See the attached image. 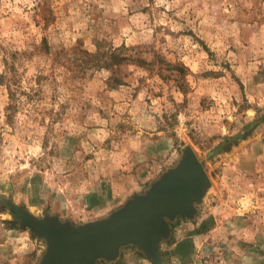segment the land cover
<instances>
[{"label":"rangeland","instance_id":"rangeland-1","mask_svg":"<svg viewBox=\"0 0 264 264\" xmlns=\"http://www.w3.org/2000/svg\"><path fill=\"white\" fill-rule=\"evenodd\" d=\"M4 73L0 264L46 252L26 219L98 221L87 195L111 186L125 204L186 148L209 184L170 232L211 230L215 264H238L240 241L259 237L245 260L264 264V0H0Z\"/></svg>","mask_w":264,"mask_h":264},{"label":"water","instance_id":"water-1","mask_svg":"<svg viewBox=\"0 0 264 264\" xmlns=\"http://www.w3.org/2000/svg\"><path fill=\"white\" fill-rule=\"evenodd\" d=\"M208 184L204 165L186 148L175 169L98 221L74 229L55 219L18 221L28 223L46 240L47 249L38 264H94L100 257L113 256L126 244L136 245L156 260L159 240L170 235L167 220L192 219L194 203L205 196Z\"/></svg>","mask_w":264,"mask_h":264},{"label":"crops","instance_id":"crops-1","mask_svg":"<svg viewBox=\"0 0 264 264\" xmlns=\"http://www.w3.org/2000/svg\"><path fill=\"white\" fill-rule=\"evenodd\" d=\"M125 198L126 194L124 192L117 191L111 186L107 189L101 186L100 189L87 195L86 202L88 208L94 213L100 216H107L113 210L120 208L124 204L123 200ZM182 224L170 232L171 236L159 240L158 249L160 254L156 260L136 245L126 244L120 246L117 253L113 256L109 258L100 257L95 260L94 264H215V261L213 262L214 258H209L208 254H206L209 251L207 247L209 243L204 246V242L209 239L211 230L201 232L203 230L199 225L200 223L193 225V223L186 222ZM189 229L194 230L192 234L187 232ZM229 240L228 238L227 241ZM258 240L260 241L259 237L240 241V244L245 245L241 246L239 244L240 246H238V264H246V255L251 252H254V255L261 254L260 247H256ZM211 245L213 246L214 244Z\"/></svg>","mask_w":264,"mask_h":264},{"label":"trees","instance_id":"trees-1","mask_svg":"<svg viewBox=\"0 0 264 264\" xmlns=\"http://www.w3.org/2000/svg\"><path fill=\"white\" fill-rule=\"evenodd\" d=\"M122 49H125V47H123ZM111 60H112V62L109 64H111L112 66H117V65L122 64L126 60V56L123 57L121 54L118 53V54L112 55ZM104 62H106V61L104 60ZM139 62H141V60H139ZM5 81H6V73H4V75L3 74L0 75V84H2V83L6 84ZM10 95H11V93H10ZM247 128L248 127H245L244 131H247L248 130ZM242 136H243L242 134H238L237 136H230V137L224 138V140H222V142L218 145L217 149L222 148L223 145L224 146H226L228 144L234 145L236 140H238L239 138H242ZM5 222L8 225L13 224L12 221H5Z\"/></svg>","mask_w":264,"mask_h":264}]
</instances>
